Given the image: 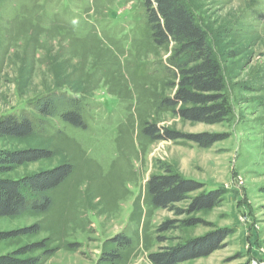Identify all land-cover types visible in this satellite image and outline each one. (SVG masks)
Segmentation results:
<instances>
[{
	"label": "rangeland",
	"instance_id": "1",
	"mask_svg": "<svg viewBox=\"0 0 264 264\" xmlns=\"http://www.w3.org/2000/svg\"><path fill=\"white\" fill-rule=\"evenodd\" d=\"M183 1L219 64V122L183 120L161 106L174 91L167 65L173 44L152 43L143 0H0V120L22 111L37 116L31 106L57 93L75 101L61 110H76L83 123L71 126L55 115L44 118L41 133L0 137V153L50 154L0 164V178L72 168L47 191L49 210L0 217V257H40L41 249L16 251L43 244L56 251L37 264H105L102 254L115 250L113 264H151L150 253L222 229L227 236L217 249L187 262L264 258V0ZM147 124L181 138L153 140L142 133ZM195 134L211 138L196 142ZM166 171L202 183V190L219 189L218 203L189 215L153 207L146 181ZM190 218L199 222L186 226ZM165 220L175 221L173 228L158 231ZM25 228L30 232H18ZM118 236L128 246H117Z\"/></svg>",
	"mask_w": 264,
	"mask_h": 264
},
{
	"label": "trees",
	"instance_id": "2",
	"mask_svg": "<svg viewBox=\"0 0 264 264\" xmlns=\"http://www.w3.org/2000/svg\"><path fill=\"white\" fill-rule=\"evenodd\" d=\"M145 20L150 32L152 43L156 46L173 44L172 55L169 57L171 76L174 82L169 86L174 88L172 95L161 99L163 108H172V112L183 120L191 122L214 123L225 116L224 87L220 68L208 43L205 29L195 21L192 13L183 0H143ZM75 104L73 99L63 94L51 93L40 98L31 108L35 114L22 111L19 114H8L0 120V137H28L41 133L46 127L44 118L59 115L71 126L82 127V119L76 110H61ZM142 133L153 140L178 139L181 134L170 129L158 128L155 124H147ZM196 142L211 138L206 134L190 135ZM214 140V139H213ZM217 140V139H216ZM48 150L33 148L23 152L0 153V164H21L25 161H35L48 157ZM67 163L50 170L41 171L20 179L0 178V217L19 216L27 211L42 213L52 205L47 191L59 186L71 173ZM5 170V169H0ZM146 193L150 203L155 208L173 209L175 214H192L208 210L219 201V189L202 190V183L181 176L177 172L166 171L163 174H153L146 181ZM200 190V191H199ZM193 197L187 194L196 192ZM186 209H177L175 203L187 200ZM186 226L198 223V219L190 218L184 221ZM173 220H165L158 231L173 228ZM209 231L202 236L184 240L181 243L163 247L157 252L148 254L151 264H190L187 261L206 256L220 246L221 240L227 236L222 229ZM28 233L29 228L18 231ZM220 235L215 236L216 234ZM117 246L130 243L128 238L115 240ZM128 246V245H127ZM29 248L41 249L42 255L23 261L13 257L1 256L0 264H37L42 257L51 256L56 249H45L43 244L23 247L16 254L27 252ZM117 250L103 256L107 263L113 264L119 258ZM247 264V263H242ZM249 264V263H248Z\"/></svg>",
	"mask_w": 264,
	"mask_h": 264
},
{
	"label": "built area",
	"instance_id": "3",
	"mask_svg": "<svg viewBox=\"0 0 264 264\" xmlns=\"http://www.w3.org/2000/svg\"><path fill=\"white\" fill-rule=\"evenodd\" d=\"M249 264H264V258H262L260 260H253V261L249 262Z\"/></svg>",
	"mask_w": 264,
	"mask_h": 264
}]
</instances>
